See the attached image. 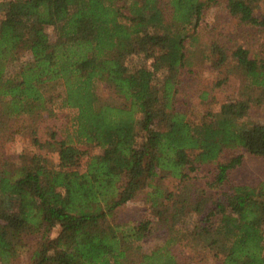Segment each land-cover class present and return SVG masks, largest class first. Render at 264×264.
I'll return each mask as SVG.
<instances>
[{
  "label": "trees",
  "instance_id": "1",
  "mask_svg": "<svg viewBox=\"0 0 264 264\" xmlns=\"http://www.w3.org/2000/svg\"><path fill=\"white\" fill-rule=\"evenodd\" d=\"M218 5L264 33V0H0V148L18 121L35 123L57 105L72 111L48 143L57 161L26 151L0 159L1 264L28 235L39 237L30 264H190L187 246L217 264H264V180L233 182L215 197L191 176L215 165L220 188L245 152L264 157V122L251 120L264 105V53L211 42L219 83L236 73L241 88L209 120L188 116L187 44L199 42L205 12ZM199 96L211 104L207 91ZM36 133L33 144L44 146ZM83 144L100 152L72 169ZM166 178L177 189H165ZM146 189L154 219L115 221ZM154 230L165 241L145 251Z\"/></svg>",
  "mask_w": 264,
  "mask_h": 264
},
{
  "label": "rangeland",
  "instance_id": "2",
  "mask_svg": "<svg viewBox=\"0 0 264 264\" xmlns=\"http://www.w3.org/2000/svg\"><path fill=\"white\" fill-rule=\"evenodd\" d=\"M224 5H218L208 9L205 12L204 19L201 22L199 29L200 40L194 46L187 44L186 57V78L187 85L185 86V93L188 98V116L191 120L207 121L210 118L209 111H219L223 102L237 97L241 81L236 73H231L230 79L227 83L220 84L219 80L223 77L220 69L212 66L215 56L211 54V42L222 38V42L227 44L233 50L237 45H244L248 47L252 53H264V33L257 30V28H249L247 25L240 22L236 17H230ZM50 42L54 43L56 40V28L49 29ZM31 58V54L27 53L22 60L27 61ZM139 59L134 56L129 57V64L135 65ZM231 65V64H230ZM233 65V63H232ZM14 65H10L9 69H14ZM207 91L209 101L205 102L200 96L199 92ZM102 96L109 97V92L103 88ZM116 101V98H113ZM53 112L45 114L37 122L32 120L18 121L15 124V137L0 148V159L3 156H18L21 152H29L37 154L40 157H49L57 161V153L48 150V143L52 138V133L57 132L61 137L66 126L70 125V116L72 111L57 106H53ZM251 120L257 123L264 122V105L253 108ZM37 132V136L44 143V146L35 145L32 142V133ZM80 148L84 154L79 158L72 169L84 171L87 166L90 154L99 153L100 149L81 145ZM190 158L195 160V152L191 153ZM215 166V165H214ZM212 165H197V169L192 171L191 176L194 177V185L206 188L209 195L220 196L216 192L223 194L225 190L232 186L233 182L249 183L256 185L264 180V157L244 153L242 164L231 171L230 180L227 184H223L220 188L212 185L215 177L216 169ZM177 179L166 178L163 180L164 188L169 190L177 189ZM202 189V188H200ZM147 189L139 194L135 199L127 204L121 206L117 210L114 220H128L136 221L141 218L154 219L152 208L146 203L145 195ZM212 193V194H211ZM113 219V218H112ZM59 229H55L51 233V237L58 234ZM165 235L161 231L154 230L142 242L145 251H150L158 245L163 244ZM27 247L16 257L12 264H30L32 254L39 244V237L37 235H28L26 237ZM187 262L190 264H217L218 259L214 255L205 250H192L190 246L186 247ZM1 264V263H0Z\"/></svg>",
  "mask_w": 264,
  "mask_h": 264
}]
</instances>
